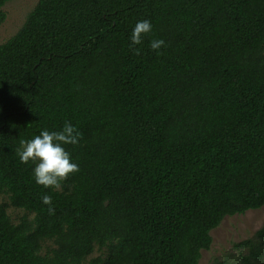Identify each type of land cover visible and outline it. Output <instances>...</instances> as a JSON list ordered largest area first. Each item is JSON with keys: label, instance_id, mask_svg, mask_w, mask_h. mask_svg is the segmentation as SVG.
<instances>
[{"label": "trees", "instance_id": "16d2710c", "mask_svg": "<svg viewBox=\"0 0 264 264\" xmlns=\"http://www.w3.org/2000/svg\"><path fill=\"white\" fill-rule=\"evenodd\" d=\"M65 122L79 171L45 188L17 150ZM1 193L33 217L0 202V264H197L264 205V0H38L0 43Z\"/></svg>", "mask_w": 264, "mask_h": 264}, {"label": "rangeland", "instance_id": "374dc122", "mask_svg": "<svg viewBox=\"0 0 264 264\" xmlns=\"http://www.w3.org/2000/svg\"><path fill=\"white\" fill-rule=\"evenodd\" d=\"M38 0H9L2 6L5 19L0 24V43L11 37L23 24L27 14ZM7 214L13 223L32 219L33 214L11 205L5 193L0 194ZM210 248L201 251L197 264H264V205L243 214L225 216L220 224L210 231ZM54 246L52 241L42 244V253ZM258 249V255H255ZM97 248L92 257L103 254Z\"/></svg>", "mask_w": 264, "mask_h": 264}, {"label": "clouds", "instance_id": "9594fccd", "mask_svg": "<svg viewBox=\"0 0 264 264\" xmlns=\"http://www.w3.org/2000/svg\"><path fill=\"white\" fill-rule=\"evenodd\" d=\"M151 31L152 23L148 19L138 20L135 23L129 37V48L134 54L140 53L141 49L137 45H141L145 35ZM164 44L163 39L157 38L150 40L149 47L152 50H159ZM80 136V132L70 122H65L60 130L41 129L38 135L20 141L17 150L19 158L22 163L34 164L32 173L37 184L45 188H59L61 181L70 173L79 171L78 164L71 160V155L64 146L78 144ZM41 201L49 205V213L54 211L51 207V196L45 194Z\"/></svg>", "mask_w": 264, "mask_h": 264}]
</instances>
